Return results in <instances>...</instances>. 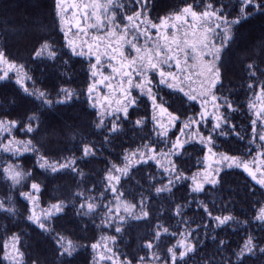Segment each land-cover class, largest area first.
I'll list each match as a JSON object with an SVG mask.
<instances>
[{
	"label": "snow or ice",
	"instance_id": "6c2138e0",
	"mask_svg": "<svg viewBox=\"0 0 264 264\" xmlns=\"http://www.w3.org/2000/svg\"><path fill=\"white\" fill-rule=\"evenodd\" d=\"M234 2L49 0L6 29L0 264H264V37Z\"/></svg>",
	"mask_w": 264,
	"mask_h": 264
},
{
	"label": "trees",
	"instance_id": "16d2710c",
	"mask_svg": "<svg viewBox=\"0 0 264 264\" xmlns=\"http://www.w3.org/2000/svg\"><path fill=\"white\" fill-rule=\"evenodd\" d=\"M48 2L49 0H0V43L3 42L5 31L6 29H10V26L15 25L17 28L23 29L32 20L37 18L42 19L44 6ZM229 2L231 3V0H229ZM257 2H259V0H251L246 10V12L249 13L248 19L243 22L238 30V41L240 45L244 47H248L256 40L264 37V12L255 11V8L252 6ZM241 4L242 0H235L232 7L238 9ZM9 43L14 45V51H22L24 44L27 42L10 39ZM74 114L75 113H71L70 115ZM131 135L132 133L130 132L129 136ZM127 139L128 137H125V140ZM97 167H103L102 158ZM233 189H235V191H233ZM244 192H246V189H242L241 181L237 176L226 178L224 185L217 190V202L222 204L223 200H227L229 197L241 199ZM219 197H223V200L219 199ZM161 203L160 201H155L154 205L159 207ZM193 211H195V209H193ZM189 214L191 215V213ZM228 232H231V229H228ZM135 234L136 232L134 231L133 238H135ZM240 234L242 235V232ZM238 238L237 234L232 233L230 242L235 243V240ZM202 251L204 255L202 257L198 256L196 258L197 260H209L210 264H216L207 249Z\"/></svg>",
	"mask_w": 264,
	"mask_h": 264
}]
</instances>
